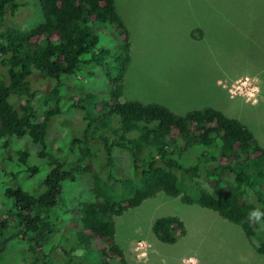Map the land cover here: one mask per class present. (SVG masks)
<instances>
[{
  "label": "trees",
  "instance_id": "16d2710c",
  "mask_svg": "<svg viewBox=\"0 0 264 264\" xmlns=\"http://www.w3.org/2000/svg\"><path fill=\"white\" fill-rule=\"evenodd\" d=\"M26 9L40 21L15 27L12 17ZM105 29L118 51L99 44ZM129 49L113 0H0V152L19 167L0 169L28 179L45 173L34 192L2 188L0 252L10 237L26 245L27 264H46L53 252L61 264H127L114 241L113 219L157 193L215 212L247 240L260 226L264 230V215L251 218L253 211L264 213V148L246 126L213 108L177 115L156 103L121 102ZM104 78L105 89L64 99L70 80L89 85ZM63 109L78 111L82 124L51 148L47 129ZM14 142L32 152L22 147L9 153ZM188 147L201 151L183 166L172 157ZM117 152L125 154V168ZM199 169L205 187L197 182ZM80 175L89 177L87 194L65 202L63 184ZM60 228L75 230L74 244L61 237L49 244ZM150 230L163 244L185 232L173 216L155 219ZM254 251L264 257V241ZM56 259L49 264H60Z\"/></svg>",
  "mask_w": 264,
  "mask_h": 264
},
{
  "label": "rangeland",
  "instance_id": "374dc122",
  "mask_svg": "<svg viewBox=\"0 0 264 264\" xmlns=\"http://www.w3.org/2000/svg\"><path fill=\"white\" fill-rule=\"evenodd\" d=\"M113 1L128 31L130 44L121 102L156 103L177 115L213 108L246 126L264 148V0ZM39 21L36 12L26 9L17 12L11 23L27 29ZM98 34L99 44H104L111 52L118 51L116 40L106 29L99 30ZM216 79L221 80L219 86L215 84ZM237 80L240 81L238 86H243L242 80L251 82L254 86L249 87H255L254 91L247 90V97L243 89L240 95L228 96L227 87ZM69 83L65 100L70 95L94 94L106 88L105 78L90 81L89 85H77L71 80ZM81 117L76 110L63 109L48 126V145L54 148L59 143L65 144L69 135L79 130ZM22 147L32 152L29 145L20 142H14L8 152ZM200 151L199 147H188L172 158L189 166ZM116 155L119 165L125 168V154L117 152ZM0 157L3 170L14 172L19 169L15 159L5 160L6 153L0 152ZM44 175L40 171L30 179L21 173L4 176L0 169V213L6 205L2 188L20 186L34 192ZM197 175L198 184L205 187L200 169ZM87 178L80 175L75 183H64L63 200L67 202L68 199L67 203H70L76 194L85 196L89 187ZM57 216H61L60 212ZM167 216L178 218L184 226V235L173 244L158 242L150 230L155 219ZM64 219L61 216V222L67 224ZM113 222L114 241L127 264H181L182 260L192 256L197 257L200 264H264V257L254 251L264 241L262 226L247 240L238 226L211 210L182 204L178 197L169 198L157 193L139 206L124 211ZM74 232L72 228H60L49 244L53 238L58 241L60 237L62 241L67 238L68 244H74ZM142 241L146 247H139ZM25 246L22 241L8 237L0 252V264H27ZM91 247L96 248L94 242ZM143 252H147L146 260L138 259ZM49 254L45 258L46 264L55 256L60 264L63 262L57 252Z\"/></svg>",
  "mask_w": 264,
  "mask_h": 264
},
{
  "label": "clouds",
  "instance_id": "9594fccd",
  "mask_svg": "<svg viewBox=\"0 0 264 264\" xmlns=\"http://www.w3.org/2000/svg\"><path fill=\"white\" fill-rule=\"evenodd\" d=\"M262 215H264V213H260L259 211H253L251 213V218L255 220H259ZM139 247L141 248L146 247V243L142 241ZM146 258H147V252L141 253V255L138 257V259H145V260ZM181 264H200V261L197 257L192 256L187 258L186 260H182Z\"/></svg>",
  "mask_w": 264,
  "mask_h": 264
},
{
  "label": "built area",
  "instance_id": "2783aa9c",
  "mask_svg": "<svg viewBox=\"0 0 264 264\" xmlns=\"http://www.w3.org/2000/svg\"><path fill=\"white\" fill-rule=\"evenodd\" d=\"M239 82H240L239 80L234 81L227 87V93L229 94L228 96L234 97L236 94L240 95V90L243 89L245 92L244 95L247 97L248 96V93L246 92L247 90H253L254 91L255 87H251V89L249 87V85H252L251 82L246 83L248 81L242 80L241 85H243V86H238ZM244 84H247V85H244ZM252 86H254V84Z\"/></svg>",
  "mask_w": 264,
  "mask_h": 264
},
{
  "label": "crops",
  "instance_id": "0c3cea01",
  "mask_svg": "<svg viewBox=\"0 0 264 264\" xmlns=\"http://www.w3.org/2000/svg\"><path fill=\"white\" fill-rule=\"evenodd\" d=\"M218 81H221V80L220 79H216L215 84L219 86V82Z\"/></svg>",
  "mask_w": 264,
  "mask_h": 264
}]
</instances>
